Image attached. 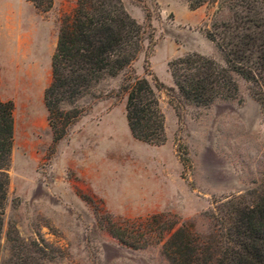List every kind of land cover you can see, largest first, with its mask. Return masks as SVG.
Returning a JSON list of instances; mask_svg holds the SVG:
<instances>
[{
	"label": "rangeland",
	"instance_id": "374dc122",
	"mask_svg": "<svg viewBox=\"0 0 264 264\" xmlns=\"http://www.w3.org/2000/svg\"><path fill=\"white\" fill-rule=\"evenodd\" d=\"M122 1L151 33L131 70L102 79L78 99L74 106L81 113L56 143L44 90L41 108L28 109L29 117L44 112L41 127L29 128L25 115L14 120L0 264H11L9 233L19 236L35 259L45 254L48 264H170L162 244L181 222H192L205 234L224 202L253 203L264 192V112L246 82L239 79L237 99L179 105L178 111L172 101L168 62L188 52L220 59L204 30L229 13L216 12L217 5L191 9L187 0ZM74 2L56 0L47 11L32 2L27 11L40 40L46 82L48 23L57 31ZM51 43L55 47V35ZM130 71L154 85L164 114L162 144L138 140L128 128L126 98L118 90ZM164 221L177 223L160 238Z\"/></svg>",
	"mask_w": 264,
	"mask_h": 264
},
{
	"label": "trees",
	"instance_id": "16d2710c",
	"mask_svg": "<svg viewBox=\"0 0 264 264\" xmlns=\"http://www.w3.org/2000/svg\"><path fill=\"white\" fill-rule=\"evenodd\" d=\"M30 1L43 11L53 4V0ZM187 2L191 9L217 5L216 12L225 10L229 17L214 19L204 30L220 59L188 52L168 62L176 111L179 105L205 107L237 99L241 79L264 112V0ZM150 38L151 33L130 15L122 0H76L72 12L61 19L51 58V80L44 95L54 143L66 135L68 126L81 113L74 103L90 94L102 79L131 70L144 41ZM146 63L144 70L149 73ZM118 91L126 98L125 116L132 136L150 144L164 143V114L152 82L130 71ZM14 108L12 100L0 97V247L10 182ZM217 210L205 234L188 221L172 231L162 244L170 264H264V192L256 202L228 200ZM176 223L167 225L164 221L160 238ZM10 235L11 264H48L45 254L35 259L19 236Z\"/></svg>",
	"mask_w": 264,
	"mask_h": 264
},
{
	"label": "crops",
	"instance_id": "0c3cea01",
	"mask_svg": "<svg viewBox=\"0 0 264 264\" xmlns=\"http://www.w3.org/2000/svg\"><path fill=\"white\" fill-rule=\"evenodd\" d=\"M56 0H53V6ZM76 0L72 5L73 10ZM33 9L29 0H0V97L15 101L14 120L22 115L29 117L32 105L40 106V95L48 87L41 70L40 40L34 38L35 31L32 18L27 11ZM48 23V66L54 53L58 32ZM55 35L53 47L51 40ZM38 40V41H36ZM37 45V46H36ZM38 53V54H37ZM49 68V67H48ZM48 69H45L47 72ZM34 91L32 96L31 92ZM40 104V105H37Z\"/></svg>",
	"mask_w": 264,
	"mask_h": 264
},
{
	"label": "bare ground",
	"instance_id": "6f19581e",
	"mask_svg": "<svg viewBox=\"0 0 264 264\" xmlns=\"http://www.w3.org/2000/svg\"><path fill=\"white\" fill-rule=\"evenodd\" d=\"M41 104V103H40ZM37 104V105H40ZM40 107V106H37ZM41 108V107H40ZM28 110V109H27ZM31 111V110H30ZM35 111V110H34ZM33 111V112H34ZM33 114V113H32ZM44 112L43 111H39L37 112L34 116H30V120H28L27 122V126L29 128H31L32 130H36L37 128L41 127V125L43 124L44 120ZM27 118V117H26ZM25 119V118H24ZM25 128V127H24Z\"/></svg>",
	"mask_w": 264,
	"mask_h": 264
}]
</instances>
